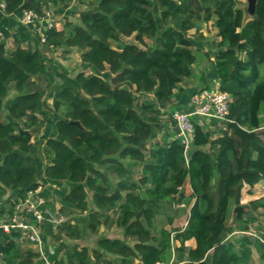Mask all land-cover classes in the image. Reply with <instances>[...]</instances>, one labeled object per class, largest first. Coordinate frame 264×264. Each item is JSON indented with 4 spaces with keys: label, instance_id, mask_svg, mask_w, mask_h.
<instances>
[{
    "label": "trees",
    "instance_id": "16d2710c",
    "mask_svg": "<svg viewBox=\"0 0 264 264\" xmlns=\"http://www.w3.org/2000/svg\"><path fill=\"white\" fill-rule=\"evenodd\" d=\"M2 1L10 19L25 10L42 14L45 7H66L71 0ZM248 14L240 0H91L80 12V23L66 25L68 31L44 29L46 46L81 50L84 68L91 73L74 76L47 66L41 50L30 46L32 40L42 43L34 30L16 27L14 50L0 35V224L38 180L51 187L69 183L61 215L71 208L86 211L90 189L97 204L115 205L121 194H108L101 183L108 180L107 170L122 173V160L130 159L134 163L128 167H141L139 184H150L146 196L135 182L120 184L128 192L119 206V224L136 244L102 238L98 246L121 257L123 264L135 258L141 264L169 261L170 233L157 237L151 229L154 209L178 195L191 205L187 225L175 236L187 264H250L254 249L264 264V237H228L236 230L249 231L256 221L254 211L264 208V198L242 202L246 185L264 183V0H257L255 13ZM199 21H213L220 38L212 76L231 96L226 128L212 139L213 132L205 131L195 117L196 148L190 149L188 163L178 138L148 155L149 138L160 127L156 107L170 102L183 79L193 75V48L202 47L188 32ZM131 36L145 47L123 40ZM53 75L61 82L47 92L39 79ZM10 90L15 91L12 97ZM45 94L53 97L52 108ZM42 125L46 141L38 145L33 136ZM186 183L191 187L188 196ZM8 190L16 193L5 199ZM89 217L96 218L93 213ZM67 227L66 221L59 225L61 230ZM19 237L16 230L0 231L6 264H32L39 256L21 253ZM191 239L196 240L194 248L185 245ZM84 252H75L80 264H92L82 257ZM99 259L97 254L96 263Z\"/></svg>",
    "mask_w": 264,
    "mask_h": 264
},
{
    "label": "crops",
    "instance_id": "0c3cea01",
    "mask_svg": "<svg viewBox=\"0 0 264 264\" xmlns=\"http://www.w3.org/2000/svg\"><path fill=\"white\" fill-rule=\"evenodd\" d=\"M19 17L20 14H17L8 19L6 18L5 13L0 10V35H3L6 40L11 37V27L13 29H15L16 27H21L18 22ZM27 29L31 30V28ZM214 52L215 51L207 52L206 56L207 58L209 57L208 60L210 61L208 64L209 66L207 70L205 68L201 69V72H196V69L199 68V66L204 61L199 60L197 53H195L197 59L195 64H193V75L191 77L183 79V81L179 84V89L175 91L174 96L170 102L162 107L159 105L156 107L159 112L158 117L160 127L157 128L155 133L149 138V142L147 143L148 149L146 150V153L148 155L150 153V150H153L161 145H165L166 143H169L177 138L178 128L173 118V113L175 111L190 110V99L193 93L203 88L209 87L212 85L213 81H217V79L212 76ZM53 66L54 65H52L51 68H53ZM150 97L152 98L153 95H151ZM142 98L143 100L151 99L145 97ZM197 123L204 130L213 132V134L215 133L214 137L222 135V131L226 128L224 122L210 120L208 118L199 117L197 118ZM127 161L129 160H122L125 169L129 171L130 167H128V165L134 162L132 160H130L129 162ZM102 171H104L103 168ZM109 171L110 170H107L105 172L106 178L108 180H102L101 184H103L104 186H108V194L119 192L121 194V199L117 201L115 205L109 203L99 205L94 199V191L90 189L88 190V209L86 211L82 212L79 209L71 208L65 213V215L62 214L65 217V221L68 222V227L65 230H61V228H59L60 224L51 223L52 225H45L43 227V234L45 235V247L46 249L51 247L53 250V252L47 253L48 259L45 260L44 257L41 258L40 253L36 252L37 247L34 246L35 244L30 242V240L27 239V237L24 236V234L20 230H16L20 233L18 244L21 253L29 251L39 254V256H36L33 259L32 264H48L47 261L50 262V264H80L79 256L75 254V252H83V250H85L86 252L83 253L82 257L85 256L86 258H88L92 262V264H96L97 254L100 256L99 260L105 262L106 264L110 262H113L114 264H123L121 261V257L107 251L105 248L98 246L97 242L102 238H106L110 240L118 239L121 241H125L131 247L136 244V238L127 236L125 233V228L119 224V206L125 200V195L128 192V189H121L120 184L122 181L135 182L136 184H138V190H140L143 196H146V189L150 187V184L141 185L136 180H113V177H111ZM123 171L122 173H120L121 175L123 174ZM39 182L44 183L43 180H38L37 183ZM259 185L260 184H258L253 189H251L250 186L246 185L248 186L249 194L256 195L257 193H259V190H257ZM50 187V184H45L41 192V196L47 200V204L45 207L47 209H50V211L53 212L54 215L56 210H59L62 207V199L65 194V190L69 187V183L53 185L51 188ZM183 191L185 196L190 195V185L184 186ZM13 193H16V191L8 190L7 194L5 195V199ZM20 199L21 198L17 199L15 205ZM190 207L191 205L186 204L185 201H179L178 195H176L173 199L167 198L163 200L158 205V207L154 209L153 227L151 229L152 235L164 238L163 233L167 232L170 233L171 236V258L165 263L187 264L186 255L179 251L181 243L179 240L175 239V236L179 230L183 229L187 225ZM259 210L260 209L254 211L257 222L259 221L260 217ZM91 213L95 214L96 218H92L90 220L89 216L91 215ZM163 213H168L170 215L168 221L169 225L167 227H163L161 230H158L160 231L159 234L157 231H154L153 228L156 225V216ZM252 227L253 226L250 225L251 231H253ZM240 232L243 231L236 230L233 231L230 235L233 239H237L240 237ZM185 245L187 247L194 248L196 246V240H188L186 241ZM129 261L130 262H128V264H141L139 258L130 259Z\"/></svg>",
    "mask_w": 264,
    "mask_h": 264
},
{
    "label": "rangeland",
    "instance_id": "374dc122",
    "mask_svg": "<svg viewBox=\"0 0 264 264\" xmlns=\"http://www.w3.org/2000/svg\"><path fill=\"white\" fill-rule=\"evenodd\" d=\"M91 0H71L66 6V7H62L64 5L61 6H50L49 8H44L43 12H48L52 19L55 21V26L58 30H62L64 28H66L67 24H78L80 23V12L83 10H86L89 7V2ZM0 2H4L2 0H0ZM248 3L249 0H240V5L241 7L247 9L248 8ZM248 17L250 16L249 14L247 15ZM12 29V33H13V28ZM67 31L69 30V27L66 28ZM31 32H33V30H30ZM217 29L213 23V21L210 22H204V21H199V23L197 24V27L195 26L194 28H192L189 32H188V36L191 39L196 40L202 48L199 50H196L197 48H199L198 46H194V50L198 55L199 60H203L204 62H202V64L199 66V68L196 69V72H201V69H208V64H209V57L207 58V52L209 51H215L216 50V43L220 40V38L217 35ZM11 33V37L6 40L4 38L3 35L2 39L6 41L7 46L10 48V50H14L15 46L13 43V38H12V34ZM123 40L127 43H137L139 44L134 36L131 37H123ZM146 43L149 45H153L154 41L146 38L145 39ZM42 43H36V41L32 40L30 43V46L33 48H39L41 50V52L44 54V56L46 57V64L47 66H52L55 65L57 67V72L59 74H61L62 72L67 73L70 76H74L75 74H77L78 72L81 71H85L86 73H90L89 69H85L84 68V64L82 62V57H81V50L76 48V47H68L67 45L63 44L60 45L58 47H53L52 45L50 46H46V44ZM140 45V44H139ZM140 46L145 47L144 44H141ZM61 82L60 78L56 75L53 76H43L39 79V83H40V87L42 89H46L47 92H50L52 90L51 86H54L53 84H57ZM215 81L212 82L211 86H219V83H214ZM218 82V81H216ZM52 84V85H51ZM15 91L14 90H10V94L9 97L14 96ZM151 98V97H148ZM45 99L47 100V104L49 105L50 108H52V102H53V97L52 96H46L45 94ZM141 100H143V98H141ZM140 100V101H141ZM40 118L42 117L41 114H37ZM45 125H42V127H40V130L38 132H36L33 136V141L35 143H37L39 145V141L43 139V141H46V138H44L46 131H45ZM206 131V130H205ZM215 133L212 134V139H215L217 137H214ZM221 136V135H220ZM149 142V141H148ZM43 146V145H42ZM208 148V147H207ZM148 149V148H147ZM129 160L130 159H126ZM127 161V162H129ZM125 168V167H124ZM130 170L128 171L127 169H124L123 174L121 175L120 173H116L114 170H110V175L111 177H113V180H122L125 178L129 179V180H136L137 182H139V180L141 179L142 174L140 166H134L133 168H129ZM259 187L257 190H259L256 195H251L249 194V189L248 186H245L243 191H242V202L247 204L249 201L251 200H256L259 198H264V183L260 182L259 183ZM189 185V183H186L185 186ZM258 185V184H257ZM256 185V186H257ZM255 186V187H256ZM251 188V187H250ZM253 189V188H251ZM255 196V197H254ZM259 212H260V217H259V221L257 222H253L251 225V228H249V231H243L240 232V236L244 235V234H251L254 236H261L264 237V208L261 207L259 208ZM10 215L7 214V216L5 218H3V220L7 219ZM169 217L170 215L168 213H163V214H159L158 216H156L155 222L156 225L153 228L154 231H157L160 234V231L163 227H167L169 225ZM63 219L65 220V217H63ZM2 220V221H3ZM261 225V226H260ZM157 233V234H158ZM257 233V234H256ZM259 234V235H258ZM130 237V236H129ZM231 240L235 241V239H233L230 236H228ZM35 247H37L36 252H39L42 248L38 247L37 245H34ZM262 261L260 259V255L259 253L254 249V254H253V258L250 261V264H261Z\"/></svg>",
    "mask_w": 264,
    "mask_h": 264
},
{
    "label": "built area",
    "instance_id": "2783aa9c",
    "mask_svg": "<svg viewBox=\"0 0 264 264\" xmlns=\"http://www.w3.org/2000/svg\"><path fill=\"white\" fill-rule=\"evenodd\" d=\"M5 3L0 2V10L5 13ZM18 22L21 26L31 28L39 34L40 40L45 42L46 34L44 29L53 28L55 21L47 12L42 14L34 10H25L20 15ZM215 84L218 82H214ZM231 96L221 90L217 86H209L195 92L190 99V110L175 111L173 118L178 128L177 138L184 146L183 155L185 162L188 163L189 152L192 148L194 134H195V117L208 118L219 122H227L229 120ZM176 138V139H177ZM45 184L39 182L37 187L27 192L24 198H21L14 207V211L10 216L3 220L0 224V231L6 233L12 230H20L30 242L42 249L39 251L41 258L48 259L47 253L53 252L52 248L46 249L45 241L43 239V227L46 223L61 224L65 220L63 215L58 210L53 215L50 209L45 206L47 200L41 196V192ZM48 264L50 262L47 261ZM0 264H6L4 254L0 251ZM96 264H106L99 261ZM170 264V263H157Z\"/></svg>",
    "mask_w": 264,
    "mask_h": 264
},
{
    "label": "water",
    "instance_id": "95a60500",
    "mask_svg": "<svg viewBox=\"0 0 264 264\" xmlns=\"http://www.w3.org/2000/svg\"><path fill=\"white\" fill-rule=\"evenodd\" d=\"M256 3H257V0H249V3H248V11L250 13V15H253L255 13V8H256ZM97 38V37H95ZM24 133H28L27 131H24ZM192 148H196V146L194 145V143H192L191 145Z\"/></svg>",
    "mask_w": 264,
    "mask_h": 264
}]
</instances>
